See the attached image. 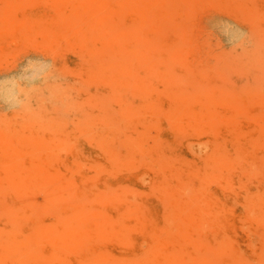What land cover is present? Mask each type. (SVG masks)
Returning a JSON list of instances; mask_svg holds the SVG:
<instances>
[{
    "label": "rangeland",
    "instance_id": "rangeland-1",
    "mask_svg": "<svg viewBox=\"0 0 264 264\" xmlns=\"http://www.w3.org/2000/svg\"><path fill=\"white\" fill-rule=\"evenodd\" d=\"M0 264H264V0H0Z\"/></svg>",
    "mask_w": 264,
    "mask_h": 264
},
{
    "label": "bare ground",
    "instance_id": "bare-ground-1",
    "mask_svg": "<svg viewBox=\"0 0 264 264\" xmlns=\"http://www.w3.org/2000/svg\"><path fill=\"white\" fill-rule=\"evenodd\" d=\"M124 91V92H128L129 90H128V88L127 87H125L124 89L122 88H117V92H121V91ZM130 136H126L125 137V139H127V138H129ZM136 144H138V142H136ZM125 145L127 146V148H129V147H131L130 148V151L131 150H134L138 145H140V144H138L137 146L135 145V141L133 140V143H129L128 141H125ZM117 155V152H115V154H114V157ZM33 191H35V187H20V189H18V192H20L21 194H22V196H26L27 198V200H30V202H34V201H31V197H35V195H33ZM19 244H20V247L19 248H21L22 249V247H23V242L22 241H20L19 242ZM6 248H10L9 246L8 247H6ZM24 249L25 250H27V247L25 246L24 247Z\"/></svg>",
    "mask_w": 264,
    "mask_h": 264
}]
</instances>
